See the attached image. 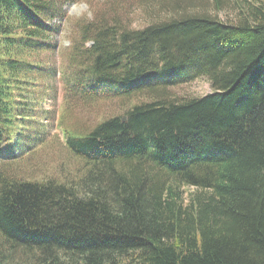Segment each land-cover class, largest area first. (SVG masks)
I'll list each match as a JSON object with an SVG mask.
<instances>
[{
  "label": "trees",
  "instance_id": "trees-1",
  "mask_svg": "<svg viewBox=\"0 0 264 264\" xmlns=\"http://www.w3.org/2000/svg\"><path fill=\"white\" fill-rule=\"evenodd\" d=\"M114 1L79 23L64 74L84 103L143 100L65 130L84 169L60 181L23 176L15 147L61 9L0 0V264H264V0L137 28ZM200 77L212 92L175 93Z\"/></svg>",
  "mask_w": 264,
  "mask_h": 264
},
{
  "label": "rangeland",
  "instance_id": "rangeland-1",
  "mask_svg": "<svg viewBox=\"0 0 264 264\" xmlns=\"http://www.w3.org/2000/svg\"><path fill=\"white\" fill-rule=\"evenodd\" d=\"M105 1L53 0L52 8L55 9L56 4L61 9L62 16L48 20L49 26L57 29L49 33L47 47L36 56L41 64L32 74L37 96L33 99L34 103L27 106V114L23 113L21 116L23 120L19 138L25 143L21 147H15L16 153L20 152L17 166L25 177L37 180L55 178L60 181L76 178L83 172V163L66 147L65 130L82 135L105 119L116 115L126 117L125 112L130 105L138 99L143 100L116 98L84 103L71 93L67 83V74L64 72L79 23L92 19L95 9L103 7ZM116 1L125 8V21L132 28L146 24L151 15L155 18L165 17L170 8H173L171 5L188 10L205 9L224 19L230 12H235L237 6L234 0H227L219 9L214 8L208 0H164L170 5H157L156 0ZM174 89L179 97H199L213 91L206 77L197 78ZM194 189L183 187L184 196Z\"/></svg>",
  "mask_w": 264,
  "mask_h": 264
},
{
  "label": "water",
  "instance_id": "water-1",
  "mask_svg": "<svg viewBox=\"0 0 264 264\" xmlns=\"http://www.w3.org/2000/svg\"><path fill=\"white\" fill-rule=\"evenodd\" d=\"M123 121H126V117L123 118Z\"/></svg>",
  "mask_w": 264,
  "mask_h": 264
}]
</instances>
